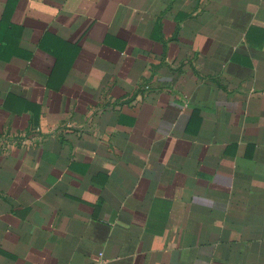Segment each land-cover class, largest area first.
Here are the masks:
<instances>
[{"label": "crops", "instance_id": "1", "mask_svg": "<svg viewBox=\"0 0 264 264\" xmlns=\"http://www.w3.org/2000/svg\"><path fill=\"white\" fill-rule=\"evenodd\" d=\"M0 264H264V0H0Z\"/></svg>", "mask_w": 264, "mask_h": 264}]
</instances>
